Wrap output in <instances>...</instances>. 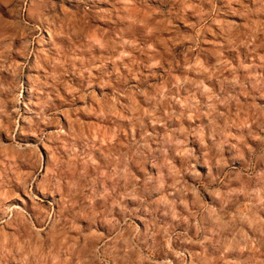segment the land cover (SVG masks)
Instances as JSON below:
<instances>
[{"label": "rangeland", "instance_id": "1", "mask_svg": "<svg viewBox=\"0 0 264 264\" xmlns=\"http://www.w3.org/2000/svg\"><path fill=\"white\" fill-rule=\"evenodd\" d=\"M0 264H264V0H0Z\"/></svg>", "mask_w": 264, "mask_h": 264}, {"label": "bare ground", "instance_id": "2", "mask_svg": "<svg viewBox=\"0 0 264 264\" xmlns=\"http://www.w3.org/2000/svg\"><path fill=\"white\" fill-rule=\"evenodd\" d=\"M34 217V216H33ZM60 234H63L64 233V228L60 229Z\"/></svg>", "mask_w": 264, "mask_h": 264}]
</instances>
